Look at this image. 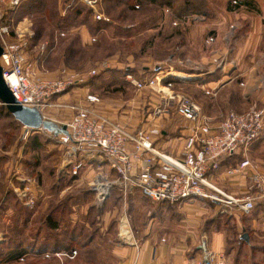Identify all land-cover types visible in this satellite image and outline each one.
<instances>
[{"label": "crops", "instance_id": "0c3cea01", "mask_svg": "<svg viewBox=\"0 0 264 264\" xmlns=\"http://www.w3.org/2000/svg\"><path fill=\"white\" fill-rule=\"evenodd\" d=\"M239 1L247 2L246 0ZM248 1L252 2L253 10L246 6H242L240 9L242 14L239 17L243 25H240L239 31L236 32L233 48L220 51L224 57L222 61L225 62L223 70L224 72H227V69L230 71L226 76L230 81L223 83V85L233 82L239 74H247L244 64L249 53L248 50L254 47L258 48L264 41V0ZM146 6L145 8L149 9L154 8L156 5L150 1ZM251 12L257 13L258 17L254 18ZM0 14L4 16V23L13 28L14 34L18 32L29 37L32 36L30 18L16 22L9 13L6 17L3 12ZM104 16L106 15L104 14ZM177 16L179 15L174 13L172 9L162 7L157 14V19L146 21L151 25L148 30L151 31L154 26L171 24H178L181 27L191 20L207 19L201 16L185 18H178ZM92 18L94 22L104 25V28L98 34L93 35L86 26L71 29L68 33L69 35L76 31L78 35L80 34L79 41L83 42L84 47H86V43L94 42L97 35L115 24L108 17L110 22L97 21L94 11ZM116 24L115 26L120 25L119 23ZM139 26H141V22L125 24L124 27L134 32L129 38L138 35L137 27ZM178 32L176 31L177 34ZM121 39L124 40V38ZM11 40H15V38ZM181 40L183 38H180ZM155 64L154 69L151 71L158 75L155 78L163 79L164 83L172 80L180 82L179 84L173 83V89L178 85L181 86V84H197L203 93L207 94L206 92H208L207 95L215 98L219 93V86L223 82L221 78L216 80L207 79L208 81L205 79V77L212 78L215 74L214 71L201 73L195 69L185 70L181 67L173 68V66H170L165 68L162 66L161 61ZM158 65H160L159 70H157ZM162 69L164 70L161 71ZM155 78L153 77L151 80ZM128 84L131 83L128 81ZM179 86L176 90H181ZM97 87L84 84L78 89L83 96H86L95 94L92 90ZM75 90L77 88L72 89L69 94L64 96L75 94ZM144 90H146V94L150 95L149 106H152L157 99V95L152 93L150 89ZM158 99L160 100L159 97ZM124 104L118 102V100L103 99L101 104L96 105V109L107 113L106 111H109L108 108H110L112 112L109 111V114H115V118L112 117L114 121L116 120V122L124 124L126 127L134 128L140 120L139 115L140 117L142 115L136 112L134 107L137 104L136 101L127 103L131 109ZM206 116L211 119L214 125L220 121L218 118ZM170 118L173 121H170ZM153 120L150 113L147 116L144 115L142 118L143 127H148L147 125L151 124ZM15 122L18 121L15 120ZM163 124L164 127L159 134L160 136H155V147L162 152L176 156L179 148L172 150L168 146V142L173 137H182L185 132L184 127L188 126L189 123H184L176 114H173ZM50 140V147L63 154L62 166L58 167L59 175L61 177L68 176V182L72 183L73 186L80 182L94 183L99 176L109 179L113 177L114 172L108 165L99 161H85V167L79 176H73V165L71 164L73 158H69L66 148L63 149V147L56 145L52 137H50ZM256 143L248 151L242 150L235 156L223 160L220 171L210 176L211 184L229 196L235 198L246 197L249 194L248 182L255 171L254 168L250 167L237 173L231 172L239 168L242 162L249 160L253 167H257L264 174L263 163L255 157L260 148V145ZM179 145L182 147L183 143L181 142ZM24 156L25 151H20L17 154V160L15 158L10 163L0 165V189L2 187L7 189L6 191H3L4 188L0 190V264H199L203 261V254L199 249V245L204 235L208 238L209 249L215 254L224 255L226 264H264V203L257 205L251 214L240 215L230 212L223 213L218 204L209 200L196 199L181 205L171 206L167 203H153L139 191L124 197L119 188L113 187L105 200L100 203L98 208L100 211L97 212H94L92 207H87L85 211H83V208L82 212L79 213L78 202L69 204L70 207L65 212L57 210L43 211L41 201H39L41 199H37V196L35 197L36 205L31 209L25 206L15 193L10 195L8 188L11 181L17 180L15 184L23 186L25 184L20 183L21 179L35 177L37 189H39L40 175L36 174L35 176L33 173H27L24 168ZM95 167L100 170L95 172ZM72 184L69 185L72 186ZM15 198L18 202L22 201L25 206H23V209H15L12 206L11 200ZM66 198L69 202L73 200V196H67ZM111 206L112 209L107 210V207ZM49 214L62 220L58 229H48L46 217ZM122 221L129 224V229L133 235V243H125L119 239ZM74 226L84 227L88 233L96 229V233L85 245L71 248V250L78 252L77 258H58L54 256L56 253L66 252L64 250L54 252L52 249L55 247L54 244L57 243L59 235L72 230ZM245 235H248V241L244 239ZM65 242L66 245L70 243L69 240ZM17 251H23L24 254L17 258L15 257ZM44 254H49L50 257L45 258ZM20 258H24V261H20Z\"/></svg>", "mask_w": 264, "mask_h": 264}, {"label": "rangeland", "instance_id": "374dc122", "mask_svg": "<svg viewBox=\"0 0 264 264\" xmlns=\"http://www.w3.org/2000/svg\"><path fill=\"white\" fill-rule=\"evenodd\" d=\"M43 1L51 5L54 10L53 7H55V2L53 0ZM57 1V7H55V9L58 15H63L65 13L63 0ZM232 1L233 0H201L204 6L203 10L209 13V15L205 17L207 18L206 20H203V18L196 21L191 20L188 24L181 27H179L178 24L154 26L151 31L148 30L151 25L146 21L149 19L151 21L157 19V15L151 16V14H149L146 16L147 14H143L142 12L130 14L129 18L131 19L124 22L126 25L134 22H141V26L137 27L138 35L136 37L126 38L117 36L118 26H115L117 25L116 22L97 35L94 42H90V44L86 43V45L84 44L89 53L83 62L80 63L78 58H74V60H69L70 63L68 65L65 64L67 47L73 44L76 48L84 47L83 42L79 41L80 34L78 35L75 31L73 34L68 35L69 30L78 27L74 26L64 30L57 25L49 23L42 15L35 16L33 19H29L32 22L30 28L32 36H28L27 58L42 71V76L48 79L60 78L63 70L73 71L75 74L86 78L91 71H95L96 75L101 74L102 77L96 84L99 86L92 90L95 93L94 95L100 98L101 103L103 99H109L111 101L118 100L120 103H125L124 105H127V108H129L128 102L136 101L137 104L134 106L136 112L142 115L141 117L139 115L140 120L137 122L138 124H136L138 128L135 127V124L134 128H131L116 122V120L114 121L112 117H114L115 114H109V111L112 112L110 108H108L109 111H106L107 113L96 109V105H91L90 108L96 113L109 118L113 123L125 127L129 131H138L139 129L146 128L154 132L156 130L161 132L164 127L163 123L166 119L158 121L153 120L151 124L147 123L148 127H143L142 118L144 115L147 116L149 113L151 114L154 107L160 104V100L158 99L160 96L156 91L150 89L152 93L157 95V99L152 106H149L150 95L146 94V90L138 89L134 85L128 84L127 80V75H132L142 83L151 81L153 77L155 78L158 76L156 73L151 72L156 65L155 63L158 61H161V63H163L162 66L165 68H169L170 66H173V68L181 67L185 70L195 69L201 73L214 71L215 74L212 78L205 77V79H222L223 82H221L219 86L220 89L218 88L219 93L215 98H211L210 95L203 93L197 84L178 85L181 90H176L178 86L175 88L176 92L192 97L202 107V114L204 116L209 115L222 121L223 118L231 112L242 114L252 110H263L264 41H262L258 48L254 47L248 50L249 53L244 64L247 74H239L233 82L223 85V83L230 81L226 78L230 71L227 69V72H224L223 67L225 62L222 61L224 57L220 51H222V49L230 50L233 48L236 32L239 31L240 25H243L239 17L242 14L240 11L242 6H240V8L234 7ZM237 1L241 4V1ZM82 5L85 6L84 4ZM112 5L113 3L100 0L97 12L102 15L105 14V17L113 19L115 15L117 16L119 14L122 8L113 11ZM82 8L88 7L85 6ZM10 11H4L5 17L8 16ZM108 12H111V14H108ZM251 14L254 15V18L258 17L257 13L251 12ZM40 19H43V27L39 24ZM41 27L44 31L42 37L38 40H32L36 30L39 28L41 29ZM11 30L12 38H16V34H13L14 30L12 27ZM176 31H179L178 34ZM213 36L215 37L213 38ZM121 38H124V40ZM180 38H183V40L180 41ZM163 70L164 69L161 71ZM231 76L232 74L230 77ZM82 86L84 85L74 88H77L75 94H70V96H64L66 95L64 94L63 96L56 97L53 101L55 105L45 109L46 117L51 121L54 120L57 124L65 125L70 122L76 114L74 106L80 105L87 107L88 105L86 101L87 95L83 96L78 89ZM70 91L67 94H69ZM211 92L213 91L211 90ZM129 109H131V107ZM7 117L8 116L5 115L0 116V165L3 163H10L11 160L15 158L17 160L18 152L25 151V170L27 173L35 174V176L36 174H38V176L40 175L41 180L39 179V189H36L34 193L35 197H38L37 199H41L39 201H41L42 210L59 211L57 208L63 201H67L66 197L73 196V200L70 202L68 200V203L74 204L78 202L79 207L77 208L80 210L79 213L82 212L83 208V211H85L87 207H92L94 212L100 211L98 210L100 206L99 195L97 191L92 190V186H90L92 182L89 184L87 182H80L73 186L72 183L68 182V176L61 177V175H59L58 167L62 166L63 154L53 147H50L51 145L48 141H51L50 137L52 134L46 131H37L38 133L33 131L25 137L23 125L15 122L14 118ZM170 117H172V115ZM170 119V121H173L172 118ZM158 135L159 133L157 132L155 136ZM35 138L40 145V148L37 150H34L31 146ZM54 142L56 145L60 146L58 141L55 140ZM256 144H259L260 148L255 157L264 165V135L262 140H259ZM63 149L65 148L63 147ZM98 170L100 169L95 167V172H98ZM115 178L116 175L114 173L113 177L110 179ZM32 179H35V177H32ZM16 181H11L8 187L10 195L11 193L14 194V189L19 187L15 184ZM69 184H72V186ZM3 188V191L7 190L5 187H2V189ZM11 203L15 209H23L24 204L22 201L18 202L15 198L11 200ZM68 209L69 208L66 206V208L61 211L65 212L68 211ZM111 209L112 206L107 207V210ZM77 256L75 258H77Z\"/></svg>", "mask_w": 264, "mask_h": 264}, {"label": "built area", "instance_id": "2783aa9c", "mask_svg": "<svg viewBox=\"0 0 264 264\" xmlns=\"http://www.w3.org/2000/svg\"><path fill=\"white\" fill-rule=\"evenodd\" d=\"M22 1L0 0V13L18 8ZM80 2L95 12L97 21L110 22V19L97 12L100 0ZM232 4L234 7L240 5L237 0H233ZM3 18L0 14V41L4 49L0 63L4 81L19 104L38 109L48 119L45 109L55 105L53 101L56 97L88 83L96 72L91 71L86 78L73 71L63 70L60 78H45L42 71L27 58L28 35L16 32L15 40H11V26L4 23ZM127 80L138 89L149 88L159 94L160 104L151 113L154 120L167 119L176 114L189 125L183 126L185 132L182 137H173L168 142L172 150L179 148L178 155L174 156L155 147V135L157 132L160 134V131L154 132L146 128L129 131L92 110L91 105L101 103L98 96L88 94L87 107L74 106L76 114L65 124L69 135L51 137L66 148L69 158H73V176H79L85 167V161H99L108 165L115 173V179L99 176L90 185L92 190L98 192L100 203L113 187L119 188L124 197L139 191L153 203H167L171 206L196 199L209 200L218 204L223 213L240 215H249L257 205L264 203V174L253 167L249 160H245L231 172L254 168L248 182L249 194L244 198L227 195L213 186L209 179L220 171L223 160L242 150L248 151L262 139L264 109L242 114L231 112L214 125L209 117L202 114L201 106L192 97L173 89L172 82L164 83L163 79L155 78L142 83L132 75H127ZM23 128L25 137L34 131L24 126ZM181 142L182 147L179 145ZM20 183L25 185L15 188L14 192L25 206L33 209L36 205L34 192L37 181L24 178ZM119 239L125 243H133V235L125 221L121 222ZM199 249L203 254V261L199 264H226L224 255L215 254L209 249L207 236H202ZM43 256L50 257L49 254ZM54 256L74 259L77 251L56 253ZM20 261H24V258H20Z\"/></svg>", "mask_w": 264, "mask_h": 264}, {"label": "trees", "instance_id": "16d2710c", "mask_svg": "<svg viewBox=\"0 0 264 264\" xmlns=\"http://www.w3.org/2000/svg\"><path fill=\"white\" fill-rule=\"evenodd\" d=\"M55 2V7H57V0H53ZM109 3H113L112 10L117 11V9L122 8L119 14L113 17L111 19L113 23L117 22L120 25L117 27V34L120 37H131L134 32L124 27L126 21H128L130 17V14H136L138 12H142L143 14H151V16H156L158 12L160 11V8L162 7H168L173 10L174 13H176L178 18H185L189 16H201V17H207L209 13L204 11L203 9V3H201V0H103ZM155 3L154 8H145L147 7L146 4L149 2ZM247 2H241V4L237 7L240 8V6H246L249 8H253L252 2L246 0ZM180 2H182L180 4ZM64 4V15H58L55 7L54 10L52 9V6L49 4L44 3L43 0H23L22 3L18 8L15 10L10 11V16L12 19H14L16 22L22 21L25 18H34L35 16H44L46 20H48L49 23L57 25L61 29H69L71 27H79V26H86L90 32L93 35L98 34V32L104 28V25L100 23H96L93 21V11L89 8H82L85 7L82 5L80 0H63ZM85 9V10H84ZM62 14V13H61ZM108 14H111V12H108ZM62 16V17H60ZM42 20V21H41ZM42 26L43 19H40L39 21ZM43 27V26H42ZM37 29L35 36L32 40H38L42 37L43 34V28ZM14 34V31H13ZM89 51L86 47L82 48H76V46L73 44L66 49V62L65 64L68 65L70 62L69 60H74V58H78L79 62H83L84 59L87 58ZM102 77V75H95L93 77H90L87 85H92L93 87L99 86L96 85L98 80ZM172 83H180L179 81L172 80L170 81ZM4 113V114H3ZM8 116L14 118L6 109L5 106L1 105L0 107V116ZM37 132V131H35ZM50 142V141H48ZM31 146L34 150H37L40 148V145L38 143V140L35 138L33 140V143H31ZM70 207L68 200L63 201L60 206H58L57 209L61 211L64 208ZM63 212V211H62ZM62 220L54 217V215L49 214L46 217V224L48 226V229H58L59 225L61 224ZM96 233V229L90 233L86 231L84 227L81 226H74L72 230L68 232H64L59 235L57 243L54 244L55 247L52 249L54 252L59 251H71L72 247L75 246H82L85 245L87 242L91 240V237L94 236ZM81 238V239H79ZM70 241L68 245H66L65 241ZM240 241L242 239L239 238ZM24 254L23 251H17L15 254V257L19 258ZM79 255V254H78Z\"/></svg>", "mask_w": 264, "mask_h": 264}, {"label": "water", "instance_id": "95a60500", "mask_svg": "<svg viewBox=\"0 0 264 264\" xmlns=\"http://www.w3.org/2000/svg\"><path fill=\"white\" fill-rule=\"evenodd\" d=\"M4 53L0 41V58ZM160 69L158 65L157 70ZM0 103L6 107L8 112L14 117L16 121L22 124L24 127L32 129L34 131H46L52 134L55 138L60 135H69L67 126L64 124H57L54 121L45 119L41 112L36 108L24 107L17 102L12 91L7 86L3 78V68L0 63ZM248 235L244 236L247 241Z\"/></svg>", "mask_w": 264, "mask_h": 264}, {"label": "bare ground", "instance_id": "6f19581e", "mask_svg": "<svg viewBox=\"0 0 264 264\" xmlns=\"http://www.w3.org/2000/svg\"><path fill=\"white\" fill-rule=\"evenodd\" d=\"M101 189H102V187H101ZM104 191V190H103Z\"/></svg>", "mask_w": 264, "mask_h": 264}]
</instances>
